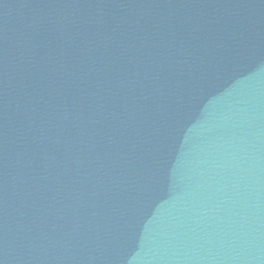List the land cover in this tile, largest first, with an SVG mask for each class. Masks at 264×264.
Masks as SVG:
<instances>
[{
  "label": "water",
  "instance_id": "95a60500",
  "mask_svg": "<svg viewBox=\"0 0 264 264\" xmlns=\"http://www.w3.org/2000/svg\"><path fill=\"white\" fill-rule=\"evenodd\" d=\"M0 264H264V0H0Z\"/></svg>",
  "mask_w": 264,
  "mask_h": 264
}]
</instances>
